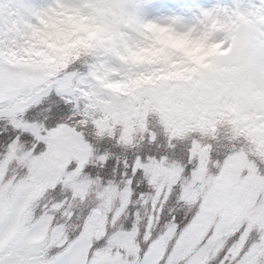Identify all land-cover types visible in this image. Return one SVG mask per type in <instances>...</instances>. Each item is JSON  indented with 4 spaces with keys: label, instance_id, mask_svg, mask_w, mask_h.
Instances as JSON below:
<instances>
[{
    "label": "snow or ice",
    "instance_id": "1",
    "mask_svg": "<svg viewBox=\"0 0 264 264\" xmlns=\"http://www.w3.org/2000/svg\"><path fill=\"white\" fill-rule=\"evenodd\" d=\"M79 3L0 0V264H264V179L236 190L217 178L188 210L186 186L142 166L159 160L155 142L120 159L72 131L96 83L78 59L52 60L37 42ZM145 6L157 32L200 48L210 67L264 76V0L201 6L196 29L223 25L207 38L167 25L192 11L182 0ZM181 174H197L195 161Z\"/></svg>",
    "mask_w": 264,
    "mask_h": 264
},
{
    "label": "rangeland",
    "instance_id": "2",
    "mask_svg": "<svg viewBox=\"0 0 264 264\" xmlns=\"http://www.w3.org/2000/svg\"><path fill=\"white\" fill-rule=\"evenodd\" d=\"M182 2L189 5L192 11L186 13L183 23L167 21L169 27L183 31L187 25V31L207 38L223 26L213 21L206 30L196 29L197 21L194 19V14L198 13L201 6L211 7L218 0ZM146 3L147 0H80L75 18L68 19L57 12L55 23L51 25V35H42L37 43L44 46L49 58L58 61L56 56L61 48H68L73 41H79L80 34L105 41L101 47V61L89 70L96 83L95 94L90 100L94 107L114 117L121 115L123 120H127L137 113L136 105L143 94L139 88L133 90L126 102L111 93L123 91L127 79L133 73L132 69L136 68L144 71L148 77L160 74L165 69L169 82L177 80L185 83L184 87L175 86L168 92L159 89L144 94L167 105L169 114L179 123L184 119L191 122L199 104H212L220 97L230 99L233 113H240L233 121L242 116L264 120V76L258 72L244 74L228 65L210 67L212 62L204 63L200 48L157 32L155 26L162 21L151 8L145 6ZM101 96L106 97V100L101 99ZM240 122H244V119H240ZM93 143L100 146V142ZM118 158L126 157L121 153ZM235 166L239 168L240 165ZM225 170L219 178L228 184L223 176ZM93 183L99 185V180L95 179ZM212 217H208L209 225Z\"/></svg>",
    "mask_w": 264,
    "mask_h": 264
},
{
    "label": "trees",
    "instance_id": "3",
    "mask_svg": "<svg viewBox=\"0 0 264 264\" xmlns=\"http://www.w3.org/2000/svg\"><path fill=\"white\" fill-rule=\"evenodd\" d=\"M80 37L79 41L70 43L68 48H61L56 59L61 63H72L78 59L82 66H87L90 70L101 61L97 41L84 34H80ZM132 70L123 91L111 93L126 102L133 90L139 88L143 94L136 105L137 113L123 120L121 115L114 117L97 109L89 99L80 113H73L81 115V119L69 118L71 129L77 136H87L92 142L103 141L114 150L111 154L116 155L139 153L155 142V148L152 149L154 152L163 149L159 160L147 157L142 166L147 167L149 174L155 170L157 181L163 179L167 172L169 176H175L172 183L178 180L182 187L186 186L190 190V198L186 202L188 210L196 206L197 199L221 176L225 168L223 176L228 185L236 190L243 189L249 176L264 179L263 119L258 121L242 116L233 121L240 113H233V102L230 99L220 97L212 104H199L191 122L184 119L179 123V120L171 117L167 105L144 94L149 90L156 92L159 89L168 92L175 86L184 87L185 83L177 80L169 82L165 69L150 77L144 71L136 68ZM100 98L106 100L104 96ZM240 119H244V122H240ZM108 147L105 148L104 155L110 154ZM194 161L197 174L182 175L185 164H192ZM237 164L240 165L239 168H236ZM151 178L149 175V179ZM96 179L99 180V177ZM212 215L211 225H214L221 213Z\"/></svg>",
    "mask_w": 264,
    "mask_h": 264
}]
</instances>
